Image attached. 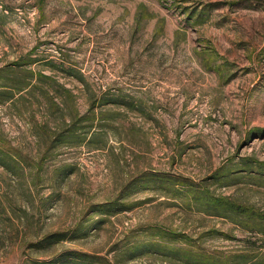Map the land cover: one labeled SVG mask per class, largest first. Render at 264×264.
I'll list each match as a JSON object with an SVG mask.
<instances>
[{
    "label": "rangeland",
    "instance_id": "374dc122",
    "mask_svg": "<svg viewBox=\"0 0 264 264\" xmlns=\"http://www.w3.org/2000/svg\"><path fill=\"white\" fill-rule=\"evenodd\" d=\"M262 4L0 0V264H264Z\"/></svg>",
    "mask_w": 264,
    "mask_h": 264
},
{
    "label": "crops",
    "instance_id": "0c3cea01",
    "mask_svg": "<svg viewBox=\"0 0 264 264\" xmlns=\"http://www.w3.org/2000/svg\"><path fill=\"white\" fill-rule=\"evenodd\" d=\"M254 10V9H253ZM245 16L236 18L231 16L228 20V28H223L222 32H228L233 39L248 40L254 37L251 41V46H254V41L257 37L264 36V4H262L258 11L245 10Z\"/></svg>",
    "mask_w": 264,
    "mask_h": 264
},
{
    "label": "trees",
    "instance_id": "16d2710c",
    "mask_svg": "<svg viewBox=\"0 0 264 264\" xmlns=\"http://www.w3.org/2000/svg\"><path fill=\"white\" fill-rule=\"evenodd\" d=\"M224 204V203H223ZM91 262H96L98 259H95L94 256L88 257Z\"/></svg>",
    "mask_w": 264,
    "mask_h": 264
}]
</instances>
